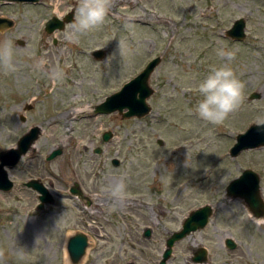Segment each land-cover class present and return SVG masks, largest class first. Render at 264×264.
<instances>
[{
  "label": "rangeland",
  "instance_id": "rangeland-1",
  "mask_svg": "<svg viewBox=\"0 0 264 264\" xmlns=\"http://www.w3.org/2000/svg\"><path fill=\"white\" fill-rule=\"evenodd\" d=\"M60 2L53 9L48 0L0 2V18L14 21L0 41L11 40L17 63L15 72L0 70V152L16 148L31 127L42 129L21 164L7 169L15 187L0 192V264H65L64 247L79 232L89 237L80 264H160L167 239L205 205L213 207L209 225L178 242L167 264H198L200 248L208 252L204 264H264V223L226 193L250 169L260 176L264 200V147L237 158L229 153L238 134L264 121V0H113L104 24L76 42L61 30L46 32L50 12L64 11ZM240 18L247 37L237 42L226 32ZM220 47L234 59L217 56ZM100 48L106 55L96 59ZM156 57L162 62L151 78L150 115L95 113ZM42 58L45 69L37 70ZM226 62L245 84L243 101L211 124L196 113L197 89L212 67ZM57 67L63 77L53 84L47 70ZM252 93L262 98L251 100ZM109 131L113 138L104 143ZM58 149L63 154L47 161ZM31 178L45 184L54 204L38 208L39 193L24 185ZM74 183L91 205L69 193ZM121 183L118 200L112 190ZM229 238L236 249L226 246Z\"/></svg>",
  "mask_w": 264,
  "mask_h": 264
},
{
  "label": "water",
  "instance_id": "water-1",
  "mask_svg": "<svg viewBox=\"0 0 264 264\" xmlns=\"http://www.w3.org/2000/svg\"><path fill=\"white\" fill-rule=\"evenodd\" d=\"M19 2V3H40L41 0H0V2ZM72 23V20H67ZM14 26V21L11 19L0 18V31H7ZM247 22L244 18L236 20L232 27L227 30V37L242 42L246 39ZM46 32L51 34L56 30L64 29V21L58 17L49 20L46 23ZM23 45V43H21ZM104 50H98L93 53L97 59L105 57ZM162 58L156 57L152 59L146 67L131 81L110 96L106 97L104 102L95 107V113L101 115H109L118 113L122 119H142L147 117L152 112V106L149 103L151 97L156 90L151 86V78L158 66L161 64ZM262 96L259 93H252L251 100H259ZM42 135V129L39 126L30 128L17 142L16 148H11L0 152V192H11L15 184L9 177L8 168L16 167L21 159L34 148V145ZM112 138L111 132H106L103 136L105 142ZM162 144V142H160ZM264 147V123L251 125L244 133L238 134L236 143L230 149V156L237 158L242 152L254 150ZM100 153V149L96 150ZM63 154L62 149L52 151L47 157V161H53ZM115 166H119L118 159L113 160ZM26 186L39 193L40 210H44L46 205L54 204L55 199L49 189L45 187L39 180H31L26 183ZM71 193L80 195L83 198V191L79 188V184L75 183L71 188ZM226 193L229 198L242 199L249 209L250 213L256 219L264 217V200L261 194L260 176L253 170L246 169L236 179L232 180L226 188ZM213 215V207L205 205L193 210L182 224L179 231L174 232L166 241V247L163 253L161 264H167L173 255L175 245L188 237L191 233L205 229ZM152 236L151 228H147L144 237ZM227 245L230 249L237 247L233 239L227 240ZM89 247V237L79 232L72 236L67 244V250L72 264H80ZM207 250L200 248L193 257L195 263L207 261Z\"/></svg>",
  "mask_w": 264,
  "mask_h": 264
},
{
  "label": "clouds",
  "instance_id": "clouds-1",
  "mask_svg": "<svg viewBox=\"0 0 264 264\" xmlns=\"http://www.w3.org/2000/svg\"><path fill=\"white\" fill-rule=\"evenodd\" d=\"M113 0H78L75 11L74 22L69 26V30L65 32V39L76 42L81 35L102 26L112 7ZM124 46L123 41H118L117 48ZM217 56L222 60L230 62L234 59V53L226 51L223 47L216 50ZM16 49L11 40L5 39L0 41V70L5 73H12L17 70L15 60ZM47 61L43 58L36 64L37 70H44ZM49 79L53 84L62 79L63 73L57 68H49L47 70ZM245 84L237 76L229 63L212 67L208 75L199 83L198 92L202 99L198 101L196 113L202 120L211 124H220L226 120L232 113L236 112L242 101ZM261 123H264L262 121ZM125 192V185L119 184L113 188L112 194L116 199H122ZM264 223V221H258ZM23 259V252L18 253Z\"/></svg>",
  "mask_w": 264,
  "mask_h": 264
},
{
  "label": "flooded vegetation",
  "instance_id": "flooded-vegetation-1",
  "mask_svg": "<svg viewBox=\"0 0 264 264\" xmlns=\"http://www.w3.org/2000/svg\"><path fill=\"white\" fill-rule=\"evenodd\" d=\"M56 0H48V3H49V7H51L52 9H53V6L55 5L54 4V2H55ZM57 3V2H56ZM60 4H61V6H63V8H64V11L62 12V13H60L59 11H58V8L56 9V10H52L51 12H50V14H49V16H50V19L49 20H51V19H53V18H55V17H58L61 21H64V29L63 30H61V31H59V33H65L66 31H68L69 29V26L74 22V19H75V11H76V7H77V4H78V0H61V2H60ZM67 20H72V23H68L67 22ZM55 32V31H54ZM53 32V33H54ZM55 43L57 44L58 43V40H56L55 41ZM98 50H104L105 51V53H106V51L107 50H105L104 48L102 49V48H100V49H96V50H94V52L95 51H98ZM106 55V54H105ZM94 56V55H93ZM96 58V57H95ZM97 59V58H96ZM32 109V106H27L26 107V111H29V110H31ZM109 115H112V114H109ZM22 120H24V117L22 118ZM32 128V127H31ZM110 132V131H109ZM106 133V132H105ZM104 133V134H105ZM112 133V132H111ZM104 134H103V136H104ZM23 136V135H22ZM21 136V137H22ZM20 137V138H21ZM112 138H113V133H112ZM111 138V139H112ZM102 139H103V137H102ZM110 139V140H111ZM110 140L108 141V142H110ZM103 142L104 143H107V142H105L104 141V139H103ZM97 149H100V153H102V150H101V148H97ZM96 149V150H97ZM32 150V149H31ZM30 150V151H31ZM63 150V149H62ZM96 150H95V153H97L96 152ZM29 151V152H30ZM28 152V153H29ZM27 153V154H28ZM100 153H97V154H100ZM26 154V155H27ZM25 155V156H26ZM24 156V157H25ZM23 157V158H24ZM22 158V159H23ZM22 159H21V161H22ZM21 161L19 162V164L18 165H20L21 164ZM31 180H38V179H30L29 181H31ZM28 181V182H29ZM40 181V180H39ZM28 182H26V183H28ZM41 182V181H40ZM26 183L24 184L25 186H26ZM44 186H45V184L43 183V182H41ZM74 185H75V183L73 184V185H71L70 186V188H69V193L72 195V196H74V197H77V198H79L80 200H82L83 201V203H85V204H88V205H91L92 204V201H91V199L88 197V196H86L85 195V193H84V191L82 190V188L80 187V185H79V188L83 191V198L82 197H80V195L78 196V195H74L73 193H71V188L72 187H74ZM27 187V186H26ZM46 187V186H45ZM27 188H29V187H27ZM29 189H31V188H29ZM33 190V189H32ZM35 191V190H34ZM147 228H150V227H147ZM146 228V229H147ZM146 229H145V231H146ZM151 230H152V228H151ZM145 231H144V233H145ZM83 233V232H82ZM85 234V233H84ZM144 235V234H143ZM152 235H153V230H152ZM152 237V236H151ZM150 237V238H151ZM150 238H147V239H150ZM228 240V239H227ZM227 240H226V246L228 247V245H227ZM229 248V247H228ZM230 249V248H229ZM236 249V248H235ZM232 250V249H231ZM234 250V249H233ZM164 253V252H163ZM197 253V251L194 253V255ZM162 257H163V255H162ZM207 259H208V253H207ZM160 264H161V262H160ZM198 264H204V262H202V263H198Z\"/></svg>",
  "mask_w": 264,
  "mask_h": 264
},
{
  "label": "bare ground",
  "instance_id": "bare-ground-1",
  "mask_svg": "<svg viewBox=\"0 0 264 264\" xmlns=\"http://www.w3.org/2000/svg\"><path fill=\"white\" fill-rule=\"evenodd\" d=\"M78 113H81V112H86V109H79L77 111ZM263 219H256L255 221H262ZM64 251H65V264H72L71 260H70V257H69V254L67 252V249H66V246L64 247ZM86 262V259L83 260V263Z\"/></svg>",
  "mask_w": 264,
  "mask_h": 264
}]
</instances>
